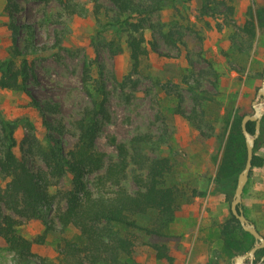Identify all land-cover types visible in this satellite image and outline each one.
<instances>
[{"label": "rangeland", "instance_id": "rangeland-1", "mask_svg": "<svg viewBox=\"0 0 264 264\" xmlns=\"http://www.w3.org/2000/svg\"><path fill=\"white\" fill-rule=\"evenodd\" d=\"M13 1L21 9L14 15V22L20 27L19 47L23 55L13 57L11 21L5 11L8 0H0V63L8 59H15L18 65L27 61L32 72L28 90L41 106L49 103L57 109L47 114V120L64 127L63 135L54 136L65 154L77 143L75 123L92 105L82 74L88 67L93 78H97L101 63L110 92L111 120L97 146L106 155V165L116 161L117 145L129 148L135 139L146 157L169 158L173 164L168 185L176 186L182 194L175 220L165 237L136 230L134 260L139 264H190L200 245L209 251L221 249V225L230 217L231 202L215 191V179L234 118L252 115L254 102L263 101L258 100L257 93L264 71V0H226L224 6L222 0H183L175 8L163 9L153 18L154 29L144 32L147 54L139 74L126 87L122 83L131 72L132 62L125 28L121 35L103 30L114 15L110 2L103 1L99 19L89 3L88 11L70 19L55 0ZM250 18L256 23L254 39L242 31ZM31 95L22 89L0 90V136L2 121L17 122L15 153L19 158L24 156L27 144L23 145V140L28 136H36L44 147L49 145L50 132ZM187 116H193L201 130ZM261 127L264 130V120ZM255 153L264 160V142ZM29 165L36 168L43 163L30 161ZM104 173L102 170L87 176L85 181L95 193L112 194L116 188L101 182ZM135 174L141 171L131 165L123 181L130 192L138 190ZM8 181L0 174V189ZM70 184L69 174L51 179V199L43 207L41 220L14 216L19 221L18 233L34 242L31 264H60L62 241L78 233L72 227L62 231L55 218L58 208L65 206L63 193ZM242 209L264 233V163L251 170ZM155 218L156 214L151 213L139 217L137 222L153 228ZM154 243L166 244L174 262L157 260L150 247ZM13 263V253L0 240V264ZM210 264H214L213 259Z\"/></svg>", "mask_w": 264, "mask_h": 264}, {"label": "trees", "instance_id": "trees-1", "mask_svg": "<svg viewBox=\"0 0 264 264\" xmlns=\"http://www.w3.org/2000/svg\"><path fill=\"white\" fill-rule=\"evenodd\" d=\"M40 1L50 2L51 0ZM55 1L61 6L63 14L70 19L88 11L86 9L88 3L92 5L93 14L98 19L104 9V0ZM107 1L113 5L114 15L105 24L103 30H110L121 35L124 27L127 34L132 69L122 83L123 87H126L128 82L133 83V76L139 74L142 59L147 54L144 47V32L154 29V16L163 9L175 8L183 0ZM221 4L226 5V0H222ZM229 9L233 11L231 6ZM5 11L11 21L12 54L14 58H18L23 53L19 47L20 27L15 24L14 15L21 12V9L13 0H8ZM24 27L27 28V26ZM242 31L254 39L256 37L255 20L253 18L247 20ZM99 34L102 35V32ZM98 38L95 37V39ZM98 63H100L99 60ZM98 68L97 78H93L88 67L82 74V82L91 97L92 105L83 111L82 117L75 123L78 132L77 143L65 154L60 140L54 136V134L63 135L64 127L47 120V114L56 112L57 109L49 103L41 106L28 90L32 72L27 61L23 60L19 65L15 59L0 63V90L22 89L31 95L34 105L41 112L44 125L50 132L47 147L42 146L34 135L24 138L23 145L27 144V148L23 150L24 156L19 158L15 153L17 122L2 121L1 124L0 174L9 181L5 188L0 189V240L13 253V264L34 262L32 260L34 242L18 233L19 221L14 216L25 220H41L44 217L43 207L51 199L49 188L52 178L61 179L65 175H71V184L63 193L65 206L58 208L55 218L62 231L71 227L78 231L72 239L62 241L58 258L60 264H139L134 260L136 242L134 232L141 230L149 236L165 237L167 229L175 220L182 194L176 186L168 185L167 179L173 170V164L169 158L146 157L135 139L129 148L125 144L117 145L116 161L106 165V155L99 151L97 142L106 124L111 120L108 108L110 92L105 67L100 63ZM196 101L201 106L200 101L197 99ZM181 114L185 115V113ZM244 116L234 118L215 179V191L223 193L229 202L232 201L239 174L246 163V142L241 128ZM231 117L232 109L228 114V120ZM187 118L192 119L195 127L201 130V125L195 122L196 119L193 116H187ZM247 129L251 134H255L256 123L249 122ZM263 131L261 127L254 149L253 168H260L264 163L263 158L255 153L257 146L264 142ZM39 160L43 166L33 168L29 165L30 161L37 163ZM131 165L137 166L141 171V174H135L133 177L138 187V190L134 192H130L123 186ZM102 170H105V173L101 176V182H109L116 188L112 194L95 193L87 186L85 178ZM151 213L156 214V224L153 228L138 224L139 217ZM238 233H241L243 237L238 238ZM220 237L223 241L221 252L228 259L249 252L255 245L253 236L243 230L239 220L231 211L230 217L221 225ZM150 247L155 251L157 260L174 262L166 244L154 243ZM263 256L264 249L257 251L255 263L259 262ZM37 264H45V262Z\"/></svg>", "mask_w": 264, "mask_h": 264}, {"label": "water", "instance_id": "water-1", "mask_svg": "<svg viewBox=\"0 0 264 264\" xmlns=\"http://www.w3.org/2000/svg\"><path fill=\"white\" fill-rule=\"evenodd\" d=\"M257 96H258V100L263 98V101L254 102L253 104L254 113L252 115H245L241 122V128L246 142L247 157H246L245 167L242 170V172L239 174L237 186L230 205L231 213L239 220L243 230L254 237L255 245L249 252L234 257L233 258L234 264L264 263V256L259 262L255 263L256 252L261 249H264V236L260 234L256 225L253 222H251L249 219H247L242 209L243 192L249 181L250 172L253 168L252 162L254 158L255 144H256V140L260 136L261 123L264 116V71H263V84L261 88L258 90ZM249 122L256 123L255 134H251L247 129V124Z\"/></svg>", "mask_w": 264, "mask_h": 264}, {"label": "crops", "instance_id": "crops-1", "mask_svg": "<svg viewBox=\"0 0 264 264\" xmlns=\"http://www.w3.org/2000/svg\"><path fill=\"white\" fill-rule=\"evenodd\" d=\"M244 212V211H243ZM245 214V213H244ZM248 219V218H247ZM206 227V226H205ZM257 227V226H256ZM258 229V228H257ZM258 231H260L258 229ZM261 232V231H260ZM262 233V232H261ZM260 233V234H261ZM210 235V234H209ZM264 235V233H262ZM208 238V237H207ZM212 240H208L207 242L210 243ZM216 248V250L209 251L208 247H204L200 245L199 253H197V257L193 258L191 260L190 264H210L212 259L214 261V264L216 262L218 264H234L233 258L228 259L222 252L221 249ZM240 256V255H239ZM174 257V256H173ZM236 257V256H235Z\"/></svg>", "mask_w": 264, "mask_h": 264}]
</instances>
